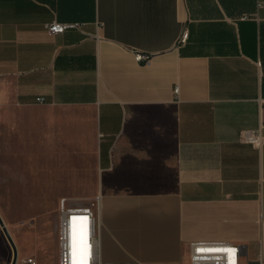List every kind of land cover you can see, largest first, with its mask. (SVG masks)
Here are the masks:
<instances>
[{
    "label": "crops",
    "instance_id": "1",
    "mask_svg": "<svg viewBox=\"0 0 264 264\" xmlns=\"http://www.w3.org/2000/svg\"><path fill=\"white\" fill-rule=\"evenodd\" d=\"M1 191L100 195L103 261L264 258V0H0Z\"/></svg>",
    "mask_w": 264,
    "mask_h": 264
},
{
    "label": "built area",
    "instance_id": "2",
    "mask_svg": "<svg viewBox=\"0 0 264 264\" xmlns=\"http://www.w3.org/2000/svg\"><path fill=\"white\" fill-rule=\"evenodd\" d=\"M75 24L54 21L48 24V30L53 33L64 32ZM188 33L185 31L181 36V42L185 41ZM137 60L147 61L149 56L141 53L136 54ZM241 138L251 143H260L262 136L254 131H244ZM101 196L98 195L88 206L74 205L63 197L60 199L58 212V264H72V229L80 230L81 246L79 264H140L135 260L125 262L103 261L97 234L98 208ZM244 253V246L229 242H205L195 241L190 244L191 264H240ZM86 257V259H85ZM26 264H36L33 257L26 259ZM264 264V258L258 260Z\"/></svg>",
    "mask_w": 264,
    "mask_h": 264
},
{
    "label": "rangeland",
    "instance_id": "3",
    "mask_svg": "<svg viewBox=\"0 0 264 264\" xmlns=\"http://www.w3.org/2000/svg\"><path fill=\"white\" fill-rule=\"evenodd\" d=\"M12 195L0 192V212L18 249L17 264H26L30 257L36 260V264H57L58 208L54 203L46 208L44 204L19 207V202ZM12 258L13 249L0 225V264H11ZM182 264H189V259L184 257ZM241 264L259 262L243 255Z\"/></svg>",
    "mask_w": 264,
    "mask_h": 264
},
{
    "label": "bare ground",
    "instance_id": "4",
    "mask_svg": "<svg viewBox=\"0 0 264 264\" xmlns=\"http://www.w3.org/2000/svg\"><path fill=\"white\" fill-rule=\"evenodd\" d=\"M81 246H83V242L81 244L80 230L77 228H73L72 229V242H71L72 264H79Z\"/></svg>",
    "mask_w": 264,
    "mask_h": 264
},
{
    "label": "water",
    "instance_id": "5",
    "mask_svg": "<svg viewBox=\"0 0 264 264\" xmlns=\"http://www.w3.org/2000/svg\"><path fill=\"white\" fill-rule=\"evenodd\" d=\"M0 225L3 229V232L5 233L12 249H13V258H12V262L11 264H17L18 262V258H19V253H18V249H17V246L15 244V241L13 239V237L11 236L10 232H9V229L7 228L6 226V223H5V220L0 212Z\"/></svg>",
    "mask_w": 264,
    "mask_h": 264
}]
</instances>
